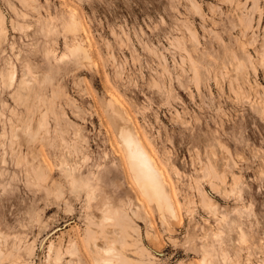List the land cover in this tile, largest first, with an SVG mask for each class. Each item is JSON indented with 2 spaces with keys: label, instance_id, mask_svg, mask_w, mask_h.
Wrapping results in <instances>:
<instances>
[{
  "label": "rangeland",
  "instance_id": "obj_1",
  "mask_svg": "<svg viewBox=\"0 0 264 264\" xmlns=\"http://www.w3.org/2000/svg\"><path fill=\"white\" fill-rule=\"evenodd\" d=\"M0 264H264V0H0Z\"/></svg>",
  "mask_w": 264,
  "mask_h": 264
},
{
  "label": "bare ground",
  "instance_id": "obj_2",
  "mask_svg": "<svg viewBox=\"0 0 264 264\" xmlns=\"http://www.w3.org/2000/svg\"><path fill=\"white\" fill-rule=\"evenodd\" d=\"M123 136L127 143V147L129 151V157L131 161V166H130L131 173L133 172V175H136L137 178H139V180L141 181V187L144 190V192L147 193L148 195H151L152 192H154L155 187L161 186L160 184L161 176L159 172L155 169L151 159L148 158V156L140 146L133 132L128 127H126V129L124 130ZM126 213L127 212H125V210H122L121 211L122 217L126 216L127 215ZM110 247L112 248V246ZM112 250H114V248H112Z\"/></svg>",
  "mask_w": 264,
  "mask_h": 264
}]
</instances>
